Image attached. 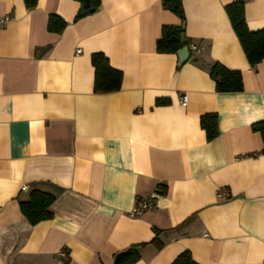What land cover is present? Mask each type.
Returning <instances> with one entry per match:
<instances>
[{"label": "crops", "instance_id": "1", "mask_svg": "<svg viewBox=\"0 0 264 264\" xmlns=\"http://www.w3.org/2000/svg\"><path fill=\"white\" fill-rule=\"evenodd\" d=\"M233 1L182 0L185 37L202 51L179 66L156 51L162 26L181 24L162 0H100L76 22L78 0H0L13 15L0 29V264H113L139 243L135 264L185 250L197 264H264V153L251 128L264 120V59L248 63ZM49 14L67 22L61 33ZM244 16L263 29L264 0H244ZM96 52L121 71L119 90L94 92ZM215 62L241 72V91L215 90ZM206 113L218 119L210 141ZM32 190L55 197L35 225L19 206Z\"/></svg>", "mask_w": 264, "mask_h": 264}, {"label": "trees", "instance_id": "2", "mask_svg": "<svg viewBox=\"0 0 264 264\" xmlns=\"http://www.w3.org/2000/svg\"><path fill=\"white\" fill-rule=\"evenodd\" d=\"M78 12L74 16L73 22L94 13L100 3V0H91L90 7L86 10L82 8V1ZM38 0H23L27 9H32L37 5ZM163 8L171 11L181 21L180 25H165L161 28V35L156 41V51L160 53H174L181 48L180 34L184 32L182 23L185 16L182 8V0H162ZM233 31L241 45L248 63L256 66L264 59V28L259 30H250L247 27L244 16V0H234L225 7ZM67 22L56 14H49L47 19V30L53 33H61L66 27ZM188 46L189 40L184 39ZM192 52H190L191 56ZM91 64L94 67V86L95 93H109L117 91L120 88L122 73L110 66L107 57L96 52L91 54ZM209 76L215 82L217 92H238L243 89V81L239 70H231L218 62L213 63L209 68ZM163 103L156 100V104ZM217 114L206 113L200 117V127L204 130L206 140L214 139L218 134ZM254 132H258L262 139V150L264 153V120L255 122L251 125ZM159 193H162L159 189ZM55 197L49 193L32 190L26 201L19 203L20 211L31 225L44 220L51 219L52 212L49 210ZM156 236L151 241L157 248L162 246L158 240V230L154 229ZM144 243L132 244L124 251L113 255V264H135L139 259L137 248ZM170 264H197L191 257L189 251H183L178 254Z\"/></svg>", "mask_w": 264, "mask_h": 264}, {"label": "built area", "instance_id": "3", "mask_svg": "<svg viewBox=\"0 0 264 264\" xmlns=\"http://www.w3.org/2000/svg\"><path fill=\"white\" fill-rule=\"evenodd\" d=\"M12 18H13V15L11 13H7V14L0 16V29L5 27L7 25V23H9V21ZM188 49L190 52H201L202 51V47H200L199 45L194 44V43H189ZM78 51H79V49H77L75 52L77 53ZM180 102L183 105L186 103V96L185 95H182L180 97ZM22 189H26V186H23ZM217 196L220 198L223 196V193L219 192L217 194ZM153 206H154V199L153 198L149 197V198L139 199V200H137V202L134 204V206L130 210L129 216L130 217H137V216L143 214L145 211L153 208ZM58 256L60 258H65L67 256L66 251L64 249H61L58 252Z\"/></svg>", "mask_w": 264, "mask_h": 264}, {"label": "water", "instance_id": "4", "mask_svg": "<svg viewBox=\"0 0 264 264\" xmlns=\"http://www.w3.org/2000/svg\"><path fill=\"white\" fill-rule=\"evenodd\" d=\"M82 1V8L84 10L88 9L91 4V0H81ZM182 29H184V22L182 23ZM185 33L182 32L180 34V45L181 48L177 51L178 55V65H183L189 58H190V51L188 49V46L185 45Z\"/></svg>", "mask_w": 264, "mask_h": 264}]
</instances>
